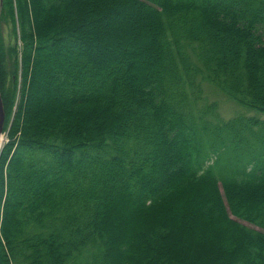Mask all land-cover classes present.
<instances>
[{"label": "trees", "instance_id": "1", "mask_svg": "<svg viewBox=\"0 0 264 264\" xmlns=\"http://www.w3.org/2000/svg\"><path fill=\"white\" fill-rule=\"evenodd\" d=\"M204 81L264 113V0H2L0 264H264V121Z\"/></svg>", "mask_w": 264, "mask_h": 264}, {"label": "rangeland", "instance_id": "2", "mask_svg": "<svg viewBox=\"0 0 264 264\" xmlns=\"http://www.w3.org/2000/svg\"><path fill=\"white\" fill-rule=\"evenodd\" d=\"M1 4H2V0H0V11H1ZM122 18L123 17H118V20H121ZM21 52H22V43L19 42V56H20L19 61L20 62H22ZM20 78H21V75H20ZM20 84H21V79H20ZM202 87H203V93H202L203 98L199 104V107L204 109L205 106L216 105V108H215L216 113L213 114L212 112L208 114L206 117L210 121H212L215 126H216V118L218 116L221 120L226 121V122L237 119V118L242 119V121L243 120L247 121L248 119H259V120L264 121V113H259L257 111L247 109L241 106L240 104L232 101L230 98L226 96L225 93L220 91L218 88L213 86L211 83L204 81L202 82ZM20 88H21V85L19 86V95L17 96V100L15 101V105L13 107V116H12L10 125L12 124L14 115L16 114L18 110V102L20 100ZM42 94L44 95H41V93L37 94V96L34 98L35 103L39 104L40 102H45V101L48 102V100H46L45 98H50V94H48L47 92L42 93ZM5 125H6V121H5ZM10 125L7 129H5L6 126L4 127V132L1 138L2 144H1L0 154H1V151L4 145L9 141L8 131L10 130ZM245 224H247L248 226L252 228L258 229L257 227L250 225L249 223H245Z\"/></svg>", "mask_w": 264, "mask_h": 264}, {"label": "water", "instance_id": "3", "mask_svg": "<svg viewBox=\"0 0 264 264\" xmlns=\"http://www.w3.org/2000/svg\"><path fill=\"white\" fill-rule=\"evenodd\" d=\"M5 121H6V114H5V110H4L2 95L0 92V149H1V144H2L1 138H2V134L4 132Z\"/></svg>", "mask_w": 264, "mask_h": 264}]
</instances>
